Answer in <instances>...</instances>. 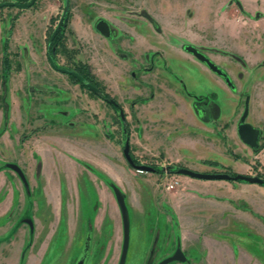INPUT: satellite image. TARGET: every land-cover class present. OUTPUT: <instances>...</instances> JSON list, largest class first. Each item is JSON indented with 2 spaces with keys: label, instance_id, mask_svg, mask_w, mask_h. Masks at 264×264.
Wrapping results in <instances>:
<instances>
[{
  "label": "rangeland",
  "instance_id": "obj_1",
  "mask_svg": "<svg viewBox=\"0 0 264 264\" xmlns=\"http://www.w3.org/2000/svg\"><path fill=\"white\" fill-rule=\"evenodd\" d=\"M113 1L69 0L70 23L62 32L67 56L59 47L55 63L59 67L72 68L82 64L80 61H90L84 63L89 64L95 78L102 81L104 89L125 112L129 133L133 132L137 144L133 149L139 151L135 155L139 164L164 171L168 165L175 164L207 172L200 170V166L209 167L204 161L211 160L219 163L211 165L214 171L228 169L233 172L235 161L239 159L253 166L254 172L247 175L261 174L263 170L258 169L259 163L253 159L256 152L239 139L237 125L248 97L246 121L263 134L259 144L264 143V106H255L264 102V34L259 35V29L255 31L248 26L242 29L240 48H234L235 44L229 41L223 29L224 0H124L122 3L118 0L121 4L128 2L129 8L140 15L145 9L154 19L156 26L140 24L138 32L143 36L139 37L131 23L128 27L124 23L125 31L112 24L117 16L111 9ZM63 6V0H37L26 10L0 8V214L7 210L9 223L23 218L33 220L35 225L34 232L30 233L27 223L24 220L20 223L17 231H22L14 235L15 243L7 247L9 250L3 248L5 252L1 251L0 256L7 257L4 264L18 263L19 249L30 235L40 237L35 240H40L41 236L49 239L39 247L40 256L44 252L49 264H65L69 190L70 207L77 209L81 205L83 217L93 227V240L100 244V256L95 255L89 261L115 264L124 235L119 204L118 212L111 207L112 198L116 200L115 188L123 195L128 222L125 264H143L151 246L162 255L172 251L178 219L184 230L190 229L196 218L206 230L211 228L210 244L216 253L227 254L232 248L236 254L240 247L241 254L245 250L259 253L263 245L259 243L258 227L250 229L233 222L232 230L224 229L228 213L224 215L222 209L205 212L204 216L194 219L188 213L177 217L181 214L179 209L167 205L172 202L170 193L175 189L170 185L177 186V175L198 182L186 186L185 194L178 197L183 205L208 204L209 199L218 197V191L204 192L205 186L200 185L201 182H218L217 179L140 172L132 166L129 167L133 173L126 172L122 166L107 171L99 165L92 164L93 168L81 162L80 155L71 157L74 163H67V139L58 138L59 133L67 137L87 135L94 140L99 137L98 128L92 122L96 121L102 126V133L105 131L109 145L114 142L118 145L120 157L126 134L119 114L110 105L82 88L71 76L54 70L48 62L47 38L56 27ZM95 15H103L98 18L111 23V40L93 31L92 24L97 18L92 20V17ZM89 19L92 21L87 25ZM185 43L193 44L225 69L234 88H229L222 78L201 63H195L199 61L181 47ZM149 58L166 59L164 63L177 71L188 91L211 100L206 106L204 120L193 114L191 104L194 101L182 93L184 90L175 78L173 80L162 70V62H153L151 73L138 72V78L130 76L132 70L149 66L145 62ZM150 94L153 98H149ZM80 107L90 112L91 120ZM54 123L65 131L51 129ZM45 124L48 130L42 128ZM94 145L80 143L77 147L87 153L92 151L93 155L94 151L104 152ZM102 154L110 165L117 163L118 159ZM10 163L21 168L26 186L8 167ZM253 197L264 207V193L256 192ZM242 207L250 212L249 206ZM251 215L264 223L263 216ZM209 218L213 225H207ZM3 222L0 217V225ZM157 226L162 227L161 233L166 231L171 236L166 240L160 236V240L153 243Z\"/></svg>",
  "mask_w": 264,
  "mask_h": 264
},
{
  "label": "flooded vegetation",
  "instance_id": "obj_2",
  "mask_svg": "<svg viewBox=\"0 0 264 264\" xmlns=\"http://www.w3.org/2000/svg\"><path fill=\"white\" fill-rule=\"evenodd\" d=\"M12 1H14V0H12ZM233 2H236V4L239 6V3H238L237 0H233ZM122 5H124V7H127V8H123ZM122 5L119 4V5L115 6L114 11L117 14V16L115 15L116 22L112 23L115 26H117V28L119 30L125 31V24L128 27V24L131 23L133 25V28L135 27L134 30L136 29V31H134V32L137 35H139V37H142L143 35L140 32H138V29H140V24H142L143 22H145L146 24L149 23V24L155 25L154 19L151 17L150 13L147 12L145 9L143 10V13H141V15H140L135 9H130L129 8L128 2H126V4H122ZM15 8H17V7H15ZM112 12H113V10H112ZM102 16L103 15H99V17H102ZM70 18H71V12H70V16L67 15V19H66L65 23H62L61 24V27L58 30V32L56 33V35L54 36V38L49 42L50 36H51V34H52L53 31L51 32V34L47 38V44H51L53 41L56 40L57 37H60L59 38L60 40H57L59 43L62 42V41L64 42V37H63V33L62 32L65 31L66 26L70 23ZM100 19H103V18H98L97 17V19L92 24L93 31H95L96 33H98L99 35H101L106 40H111L112 39V27H111V23H109L108 21H106L105 19H103L109 25L110 35L108 37L103 36L100 32H98L95 29V27H94L95 26V23L97 21H99ZM157 28H158V26H157ZM61 35H62V37H61ZM130 36L132 38H135V36H133V35H130ZM185 44H190V43H185ZM185 44H183L181 46L183 50H184V45ZM184 51L187 52L186 50H184ZM54 52H55V47L52 48V53H54ZM187 53H189L195 59H197L190 52H187ZM202 53H204V52H202ZM48 55L49 54H47V59H48V62L50 63L49 58H48ZM50 55L53 57L52 54H50ZM205 55L208 56L207 54H205ZM53 59H54V62H55V58L54 57H53ZM154 59L153 58L152 59H150V58L149 59H145V62L149 63V66H144V67H141V68H137L136 70H132L130 72V76L132 78H138V76H137V73L138 72H144L145 74L151 73L152 70L154 69L153 68L154 67L153 66V62H162V70L165 71V72H167V74L172 79L175 78L176 81L181 85V87L184 90L182 93L185 94V96L192 98V101H194V102H192L193 105L191 104V106H192L191 109L193 111V114H195L197 117H199V118H201V119L204 120L206 106L209 104V101H211V100H209L207 96L197 95L194 92L188 91L186 89V87H185V83L183 82V78H181V77L178 76V74L176 73L177 71H175L173 68H172L173 69L172 70L171 68H169L166 65V63H164V62H167L166 59L159 58V59H155L156 61ZM209 59L212 62H214L210 57H209ZM197 60L199 62H195V63H197V64L201 63L210 72H212L214 75L222 78L223 81L225 82V80H224L223 77L217 75L215 72H213L211 69H209L207 67V65L203 61H200L199 59H197ZM77 62H79V61H77ZM80 62L82 64H86V65L89 66L88 63H84V62H90V61H80ZM132 62H134V61H132ZM216 65L218 67H220L221 69H223L218 64H216ZM89 68H90V66H89ZM68 69H73V70L77 71L78 73H81V75L87 81L91 82L95 87L98 88V93H93V92H91L86 87L85 83L78 82L75 79L76 80V83L79 84L80 86H81V83L84 84V87L81 86L82 88H85L87 91H89L90 93L96 95L99 99H102L108 105H110L111 107H113V109L119 114V118H120V120L122 122L123 131L126 134L125 140H126V138H129V134L130 133H129V130L126 129L128 127H127V121H126L125 112H124L122 106L119 104V102L116 99H114L113 97H111L110 94L104 89L105 86L102 83V81H100L97 78H95V79L91 78V75H88V77H86L84 74H82V73H84L82 71L83 70V66H80L79 64L73 66L72 68H68ZM223 70L227 73V71L225 69H223ZM90 71H91L90 73H92L91 68H90ZM63 74H65V73H63ZM66 75L67 76H70L68 74H66ZM97 81H99L100 84H98V83L96 84ZM143 81L148 82L147 80H143ZM102 87H104V88H102ZM178 94H180V93H178ZM149 98H153V95L150 94ZM106 99H113L116 102V104H111V103L107 102ZM120 110L123 111L124 119L121 118ZM262 138H263V134H260L259 141H261ZM132 155L135 157V155L133 153H132ZM163 172H167V170L166 171L163 170ZM167 173H169V172H167ZM169 174H173V173H169ZM0 192H1V189H0ZM1 201H2V199H1ZM195 210H197L198 212H191V211H195ZM179 211L181 212V214H177V217H179V215H180V217L181 216H185L188 213V215H190L194 219H195V217L204 216L205 215L204 214L205 212H209L207 209H186L185 211H188V212H183L184 210L183 209H180ZM200 211L203 212V213H201ZM7 216H8L7 210H4L0 214V217H2L3 220L5 221V223L3 222L5 225L4 224L3 225L2 224L0 225V231H2V235L0 236V255L2 253L1 251H3V248L12 247V245L15 243V241H14L15 240L14 239L15 236H17V234L22 231V230H20V231H17V230H18V227L20 226V223L23 220L27 223L28 230H29L30 233L34 232V228H35V225L33 223V220H31V219H23V218H19L18 219L17 218L15 220V222L9 223L8 222V219H7ZM211 217H213V215ZM197 219H199V218H196V221L193 222V224L190 226V229H187V230L185 229L186 230V233H187V234H185L186 236H184V233H183V230L184 229H183V226L181 224L182 223L181 222V219H178V227L179 228H178V233L175 236V239L176 240L174 241V248H173V250L170 251V252H167L165 254L163 253V255H162L161 252H159L158 250H155L153 248V246H151L152 248L150 247L149 251L147 252V255L144 258L143 264H158L161 261H163L164 259L171 258V257H174L175 259L169 261L166 264H217V261H216V258H215V252L212 250V247H211V244H210L211 237L209 236V234L211 233V230L212 229L209 228V229L206 230L205 229L206 227L204 228V224L200 225V223H199V221ZM27 220H31L32 226H30V224L28 223ZM207 221H208V224L207 225H213L214 224L212 222V220H210V218ZM202 223H204V221ZM161 228H159V226H157L156 230L154 231V237L155 238H154L153 243L157 239L160 240V236L162 238H164L165 240L168 239L169 236H171L170 234H167L166 231H164V234L161 233V230H162ZM205 233H207V234L205 235ZM41 237L42 238L40 240H35L36 238H40V237L39 236H36V235H30L29 240H27L24 244L21 245V248L19 249V260H18V263L17 264H29V262H30V264L31 263L32 264H34V263L35 264H49L46 261V259H45L46 257H45L44 252H43V256L44 257L43 256L41 257L40 256V250L41 249L39 250V247L41 245H43V244L44 245L47 244L49 242L48 241L49 239L46 240L43 236H41ZM93 238H94V235H93V227H92V225L89 224V222H87V220L85 221V223L83 225H80V226L70 225L69 222L67 221V264H93V261L94 260L93 261L91 260L92 263L89 260L91 258H93L95 255L96 256L99 255L98 247L100 246V244L98 242L95 244V241L93 240ZM37 241H39V242H37ZM122 243H123V240H122ZM36 247H37V249H36ZM7 250H9V248H7L5 251H7ZM5 251H3V252H5ZM121 253H122V248H121V251H120V253H119V255H118L117 259H116L115 264H119L120 258H121ZM125 258H126V256H125ZM4 259H5V261H7V257H4L3 258V256H0V262H3L2 264L5 263L3 261ZM123 264H125V259H124ZM221 264H223V262ZM224 264H228V263H224Z\"/></svg>",
  "mask_w": 264,
  "mask_h": 264
},
{
  "label": "crops",
  "instance_id": "obj_3",
  "mask_svg": "<svg viewBox=\"0 0 264 264\" xmlns=\"http://www.w3.org/2000/svg\"><path fill=\"white\" fill-rule=\"evenodd\" d=\"M123 0H120V2L122 3ZM227 1V3H226ZM239 3V6L236 4V2H232L231 0H224L223 2H225L224 4V9L223 11H221V13L223 14V18L225 19L224 21V25H223V29L225 30V34H227L230 38L229 41L233 43V45L235 44L234 48L238 47L240 48V36L242 34V29H246V27L251 26L252 28H254V30H258L259 29V35H263L264 34V0H237ZM118 0H114L113 1V6H112V10L115 8V6L117 5H122ZM235 3L236 5L233 6ZM29 9V8H28ZM99 17V15H95L92 17V20H94L95 18ZM238 19V20H236ZM92 20H88V23H90L89 21ZM14 31L13 30V34H12V38L11 41L14 38ZM239 39V40H238ZM175 95V94H174ZM263 98H264V94H263ZM18 103V102H17ZM19 104V103H18ZM264 106V102L257 104L256 103V107H259V105ZM255 107V108H256ZM33 109V107H32ZM80 109L86 113V115L89 117L88 119L91 120V114L90 112H87L83 107H80ZM98 128V132H99V137H97L96 139H92L89 136H83V135H77V136H64L61 135L59 132V137L58 138H63V139H67V163H70V161H72V163H74L73 159L71 158L72 156H78L80 155L81 162H86L89 164V166H91L92 164L94 165H99L101 166L104 170L107 171H113L115 169V167L118 166H122L123 169L128 172V173H133L131 168L129 167L130 165L127 164V160L125 159V157L123 158V152H122V157H120L118 155V145L114 142V144L109 145V143L107 142V137L105 135V131L104 133H102V126L97 123L96 121H92ZM46 130L49 129L48 124L44 125ZM51 129H58L60 132L61 130H64V128L61 127V125H58L56 123H54L53 125H51L50 127ZM223 131H227V129L223 130ZM228 131H230V129H228ZM36 132L39 134L41 133V130H36ZM264 133V131H262ZM63 134V133H62ZM101 135V136H100ZM227 136L232 137V134L227 133ZM105 137V138H104ZM83 143V144H91V145H95L97 147H100L101 150H103L104 154H107V156L117 160V163L114 162L112 165H110L107 160L105 159V157L103 156L102 153H99L98 151H94V155L92 154V151H89L88 153L85 151H80L77 147L78 144ZM129 143H131V151L134 155H138L137 153H139L138 150H134L133 146H136L137 144H135V139L133 138V132H130L129 135ZM133 144V145H132ZM140 144V143H139ZM165 158H168L167 156H165ZM256 159L257 162L259 163V167L258 169H262L264 171V144L262 145V147L259 149V151L253 156V159ZM127 163H126V162ZM174 161V160H173ZM240 160L236 159V168L234 169L233 172H238V173H242V174H250L251 172H254L253 170V166H251L249 163H241L239 162ZM209 165V164H207ZM93 166V165H92ZM91 166V167H92ZM121 167V168H122ZM202 171H207V172H216L214 171L215 169L213 167H211V165L209 167H205V166H200ZM94 168V166H93ZM212 168V169H211ZM12 170V169H11ZM102 170V169H101ZM212 170V171H211ZM103 171V170H102ZM104 172V171H103ZM4 173V172H3ZM13 173V172H12ZM154 173V172H152ZM176 182H177V186L173 187L171 189H175V191H172L170 194L172 195V202H167L168 205H175L177 207V209H190L188 208L189 206H192V209H207L208 211H213V213L218 209H222V211L225 213H228V216L225 217V221H224V229H226V227L230 228L233 225V222L237 223V225L239 223H242L244 225H247L250 229L254 228V227H258L260 229V234L258 235L261 237V241L259 242L260 245L262 246V250L259 249V253L255 252V254L248 252L247 250L243 251L244 254H241L240 252V248L239 251H237V253H234V250H232V248L230 249V251L224 252L222 253H216L215 252V256L217 258V264H221L223 262L224 263H228V264H264V256L262 253H264V223H260L259 218L255 219L254 216L251 215V213L254 214H258L259 216H263L264 219V207L262 205H260V203L258 202L259 199H256L255 197H253V195H255L256 192L259 193H264V187L263 186H259V184L253 185L250 183L244 184L242 182H235L234 180H230V181H226V180H219L218 182H201L203 185L205 186V189H203V191L205 192H217L219 193L218 197H214L212 199L208 200V204H187V205H183L178 201V197L182 196L186 189V186L188 185H194V183H198V182H194V180H192L191 178H182V176L177 175L176 178ZM198 185V184H197ZM170 189V188H169ZM70 190L67 193V221L69 222L70 225H83L86 221V218L83 217L82 214V209H81V205L79 204V206H77V209L74 207H70ZM226 194V196L223 195ZM230 194H234L235 197H232ZM112 204L111 207L113 209H116L118 212V203L116 202L115 198H112ZM242 205H247L250 207V212L249 211H244L245 209H243ZM210 206V207H209ZM194 207V208H193ZM77 210V211H76ZM237 210V211H236ZM74 211H76V214L73 213ZM235 212V213H234ZM234 223V227L236 226V224ZM232 230V229H231ZM262 230V233H261ZM230 232V231H229ZM184 236H186L185 234L186 231L183 230ZM234 232H231V234L233 235ZM2 235V231H0V236ZM157 235V234H156ZM242 238V236H241ZM260 239V238H259ZM263 242V243H262ZM259 245V246H260ZM239 247V246H238ZM262 254V255H261ZM18 256V255H17ZM65 264H67V259L65 260Z\"/></svg>",
  "mask_w": 264,
  "mask_h": 264
},
{
  "label": "water",
  "instance_id": "obj_4",
  "mask_svg": "<svg viewBox=\"0 0 264 264\" xmlns=\"http://www.w3.org/2000/svg\"><path fill=\"white\" fill-rule=\"evenodd\" d=\"M36 1L37 0H28L25 2H16V1H12V0H3V1H0V8L17 7L20 10H26V9L32 7ZM63 1H64V6H63L62 14H61V16L57 22L55 29L53 30V32L50 36L49 42L54 38V36L58 32V30L60 29L61 24L65 23V21H66L65 16L69 10V0H63ZM94 27L103 36L108 37L110 35L109 25L105 20L100 19L99 21H97L95 23ZM184 50L193 54L200 61H203L209 69H211L217 75L223 77L226 84L230 88H234V84H233L231 78L229 77V75L223 69L218 67L214 62H212L208 56H206L204 53L199 51L194 45L185 44ZM48 58H49L51 66L55 70L72 76L78 82L85 83L86 87L91 92L98 93V88L95 87L91 82L87 81L80 73H78L77 71H75L73 69H68L66 67L57 66V64L54 62L53 57L50 54L48 55ZM248 99L249 98L246 97L244 109L241 113L239 123L237 125V135H238L239 139L243 143H245L247 146H249L252 149H256L259 146V137H260L261 133L258 129H256L254 126H252L249 122L246 121V118L248 115ZM106 100H107V102H109L111 104H116V102L113 99H106ZM120 114H121V118L124 119V115H123L122 110H120ZM122 152H123V155H124L125 159L127 160L128 164L130 166H132L134 169H136L137 171H144V172H153L154 171V168L151 166H148L145 164H135L134 163V161L131 158V154H130L129 138H126ZM8 167L10 169H12L13 171H15L25 184L27 183L24 173L22 172L21 168L17 164L10 163V164H8ZM176 173L177 174H183V175L190 176L192 178H197V179H217V180H234V181L242 180V181H246L248 183H257V184H263L264 183V180L257 175H247V174H242V173H236L235 175H231V174L226 173V172H199V171H195V170L189 169V168L184 167V166L178 168ZM114 192H115L116 200L119 204V207H120V210L122 213V217H123L124 235H123V243H122V253H121V258H120V262H119V264H123L125 256H126L127 248H128V222H127V217H126V212H125V204H124L123 195L121 194V192L117 188H115ZM27 221L30 224V226H32L31 220H27ZM173 259H175V258L174 257L167 258L158 264H166Z\"/></svg>",
  "mask_w": 264,
  "mask_h": 264
},
{
  "label": "trees",
  "instance_id": "obj_5",
  "mask_svg": "<svg viewBox=\"0 0 264 264\" xmlns=\"http://www.w3.org/2000/svg\"><path fill=\"white\" fill-rule=\"evenodd\" d=\"M14 1H16V2H25V1H28V0H14ZM67 15L68 16H70V10H68V12L66 13V16H65V19H67ZM61 37H62V35H61ZM60 37H57L56 38V40L55 41H53L51 44H47V53L48 54H52L53 55V57L55 58V56H56V54L58 53V49H59V47H61V50L65 53V55L67 56V48H66V46H65V44H64V42L62 41V42H58L57 40H60L59 39ZM53 47H55V52L54 53H52V48ZM72 52V51H71ZM70 52V53H71ZM70 53L68 54V55H70ZM79 63V62H78ZM80 66H83V72L84 73H82V74H84L86 77H88V75H91V78H93V79H95V76L92 74V73H90L91 71H90V68H89V66L88 65H86V64H79ZM81 74V73H80ZM72 78V80L74 81V82H76V80L73 78V77H71ZM100 84V82L99 81H97L96 82V84ZM81 86L82 87H84V84L83 83H81ZM102 88H104V87H102ZM113 108V107H112ZM126 129H128V128H126ZM127 131V130H126ZM264 144V143H263ZM263 144H259V146L256 148V149H254V151L257 153L258 151H259V149L262 147V145ZM131 158H132V160L134 161V163L135 164H139V162H138V160L131 154ZM205 163H207V164H210V165H215V166H217V165H219V163L218 162H216V161H211V160H205L204 161ZM154 168V172L155 173H162L163 172V169L162 168H158V167H153ZM178 168H180V166L179 165H168L167 167H166V170H167V172H169V173H176V171H177V169ZM225 172H227V173H229V174H231V175H235L236 173L235 172H231V171H229L228 169H225ZM257 176H259L260 178H262L263 180H264V171L260 174V173H257ZM262 186H264V183L263 184H261ZM26 186V185H25ZM27 188V187H26Z\"/></svg>",
  "mask_w": 264,
  "mask_h": 264
},
{
  "label": "built area",
  "instance_id": "obj_6",
  "mask_svg": "<svg viewBox=\"0 0 264 264\" xmlns=\"http://www.w3.org/2000/svg\"><path fill=\"white\" fill-rule=\"evenodd\" d=\"M140 172H143V171H140ZM173 185H170V187H172Z\"/></svg>",
  "mask_w": 264,
  "mask_h": 264
}]
</instances>
